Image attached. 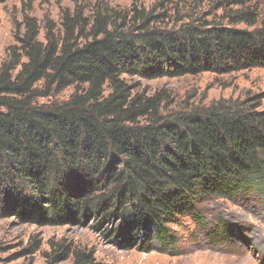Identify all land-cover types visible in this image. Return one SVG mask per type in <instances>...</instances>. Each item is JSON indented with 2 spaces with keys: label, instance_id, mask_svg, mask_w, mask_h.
Segmentation results:
<instances>
[{
  "label": "trees",
  "instance_id": "obj_1",
  "mask_svg": "<svg viewBox=\"0 0 264 264\" xmlns=\"http://www.w3.org/2000/svg\"><path fill=\"white\" fill-rule=\"evenodd\" d=\"M222 3L241 6L230 24L252 30L176 32L106 8L92 23L64 12L63 32L46 20L42 42L38 19L25 15L0 65V206L10 202L24 220L54 225L90 216L117 222L120 235L166 246L184 216L202 222L204 201L264 197L256 98L168 111L165 92H135L126 80L264 68V6ZM68 87L76 90L66 101L39 102ZM71 255V264H107L64 245L48 264Z\"/></svg>",
  "mask_w": 264,
  "mask_h": 264
},
{
  "label": "rangeland",
  "instance_id": "obj_2",
  "mask_svg": "<svg viewBox=\"0 0 264 264\" xmlns=\"http://www.w3.org/2000/svg\"><path fill=\"white\" fill-rule=\"evenodd\" d=\"M254 10L264 6V0H233ZM223 0H7L0 3V65L10 46L16 45L17 28L25 15L38 19L39 40L45 41L44 23L52 20L63 32V14L78 11L88 23L96 11L111 8L123 16L140 13L150 16L159 28L183 32L189 27H232L248 29L245 23L230 24V11ZM137 11V12H136ZM89 32V30H87ZM135 92H165L166 109L182 111L206 108L221 99H257L264 111V68L231 73L204 72L175 78L140 79L126 77ZM75 87H68L40 103H61L69 99ZM108 93V92H107ZM202 222L192 215L184 216L174 225L172 244L142 245L120 235L117 222L99 224L90 216L82 223L64 221L48 224L24 220L12 203L0 206V264H48L47 255L59 246L73 251L88 250L98 261L107 264H264V197L244 194L233 198H212L201 206ZM142 242V241H141ZM57 264H71L73 255Z\"/></svg>",
  "mask_w": 264,
  "mask_h": 264
}]
</instances>
